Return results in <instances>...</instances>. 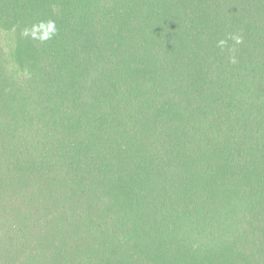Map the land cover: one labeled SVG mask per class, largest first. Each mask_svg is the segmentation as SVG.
Listing matches in <instances>:
<instances>
[{
	"label": "trees",
	"instance_id": "obj_1",
	"mask_svg": "<svg viewBox=\"0 0 264 264\" xmlns=\"http://www.w3.org/2000/svg\"><path fill=\"white\" fill-rule=\"evenodd\" d=\"M0 264H264V0H0Z\"/></svg>",
	"mask_w": 264,
	"mask_h": 264
},
{
	"label": "clouds",
	"instance_id": "obj_2",
	"mask_svg": "<svg viewBox=\"0 0 264 264\" xmlns=\"http://www.w3.org/2000/svg\"><path fill=\"white\" fill-rule=\"evenodd\" d=\"M231 39L235 40L236 43H240L241 42V37H239V36H232ZM225 43H226L225 40L218 41V44L220 46H223Z\"/></svg>",
	"mask_w": 264,
	"mask_h": 264
}]
</instances>
